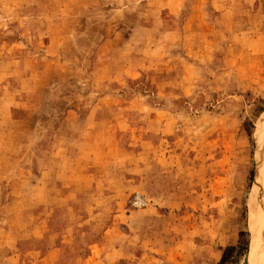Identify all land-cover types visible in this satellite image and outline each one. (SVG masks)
I'll list each match as a JSON object with an SVG mask.
<instances>
[{
	"label": "rangeland",
	"instance_id": "obj_1",
	"mask_svg": "<svg viewBox=\"0 0 264 264\" xmlns=\"http://www.w3.org/2000/svg\"><path fill=\"white\" fill-rule=\"evenodd\" d=\"M2 62L0 264H251L264 0H0Z\"/></svg>",
	"mask_w": 264,
	"mask_h": 264
},
{
	"label": "bare ground",
	"instance_id": "obj_2",
	"mask_svg": "<svg viewBox=\"0 0 264 264\" xmlns=\"http://www.w3.org/2000/svg\"><path fill=\"white\" fill-rule=\"evenodd\" d=\"M258 128L260 138V141L258 140V155L260 157H258V174L257 177H255L250 197L249 222L253 234L251 243V264H264V117Z\"/></svg>",
	"mask_w": 264,
	"mask_h": 264
},
{
	"label": "crops",
	"instance_id": "obj_3",
	"mask_svg": "<svg viewBox=\"0 0 264 264\" xmlns=\"http://www.w3.org/2000/svg\"><path fill=\"white\" fill-rule=\"evenodd\" d=\"M4 66V62H2V64H1V68H0V74H1V72H2V67ZM11 92V91H10ZM11 95H14L15 97H16V95H18V91H15V92H13L12 91V93H10ZM113 126L115 127L114 129L115 130H119V131H124L123 130V128H122V126L119 124V123H114L113 124ZM125 128V131H134V130H136L135 128H136V126H126V127H124ZM65 174V175H64ZM63 175V176H62ZM65 179H67V174L66 173H64V172H57V173H54V174H52V173H50V172H47V171H45L44 170V172L42 173V178H41V184H42V187H40L39 185H38V188H42L43 190H45L46 189V186H47V182H49L50 180H55V182L57 183H59L60 181H63V180H65ZM36 189H37V186H36ZM115 254V251H113V250H111V249H109L108 251H107V255L108 256H113ZM56 258H57V254L55 255V256H51V254H50V259H51V261H54V260H56ZM90 259H91V257H90Z\"/></svg>",
	"mask_w": 264,
	"mask_h": 264
}]
</instances>
